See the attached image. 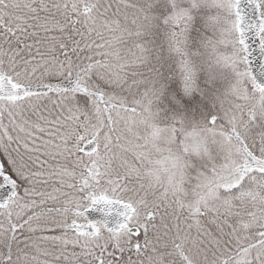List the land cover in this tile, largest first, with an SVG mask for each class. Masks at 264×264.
<instances>
[{
    "label": "snow or ice",
    "instance_id": "snow-or-ice-1",
    "mask_svg": "<svg viewBox=\"0 0 264 264\" xmlns=\"http://www.w3.org/2000/svg\"><path fill=\"white\" fill-rule=\"evenodd\" d=\"M0 264H264V0H0Z\"/></svg>",
    "mask_w": 264,
    "mask_h": 264
}]
</instances>
